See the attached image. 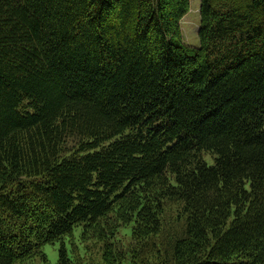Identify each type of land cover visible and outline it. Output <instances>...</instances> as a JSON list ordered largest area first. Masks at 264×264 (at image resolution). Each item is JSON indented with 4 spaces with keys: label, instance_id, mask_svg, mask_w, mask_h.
<instances>
[{
    "label": "trees",
    "instance_id": "1",
    "mask_svg": "<svg viewBox=\"0 0 264 264\" xmlns=\"http://www.w3.org/2000/svg\"><path fill=\"white\" fill-rule=\"evenodd\" d=\"M190 7L0 0V264H264V0Z\"/></svg>",
    "mask_w": 264,
    "mask_h": 264
},
{
    "label": "rangeland",
    "instance_id": "2",
    "mask_svg": "<svg viewBox=\"0 0 264 264\" xmlns=\"http://www.w3.org/2000/svg\"><path fill=\"white\" fill-rule=\"evenodd\" d=\"M203 0H191V7L189 8V13L184 17L181 23L182 34L186 44L193 48L197 49L200 47V38H199V29L201 25V4ZM74 146L73 142H70L67 148H72ZM206 160L208 163H212V157L206 155ZM76 229L75 237L71 236L74 240L71 242V249L79 257L78 259L85 263L87 262L94 254L98 252V246L94 242L87 241V238L84 239L81 236V232ZM91 247V248H90ZM62 248L61 242L55 243V245H46L44 252L47 255L48 262L44 263L42 259L36 258L32 261H27L26 263H17V264H58L60 260V251ZM91 249L93 252H91ZM94 253V254H93Z\"/></svg>",
    "mask_w": 264,
    "mask_h": 264
}]
</instances>
